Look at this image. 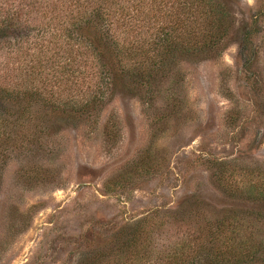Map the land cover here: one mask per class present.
<instances>
[{"label": "rangeland", "instance_id": "1", "mask_svg": "<svg viewBox=\"0 0 264 264\" xmlns=\"http://www.w3.org/2000/svg\"><path fill=\"white\" fill-rule=\"evenodd\" d=\"M232 5L234 27L210 58L181 61L144 87L115 61L103 104L89 116L49 122L50 114L8 129L0 264H165L173 250L206 244L210 223L232 212L250 219L235 243L264 244V216L246 215H264V204L253 209L244 192L264 175V0ZM49 82L60 103L99 81L67 91ZM219 162L228 164L226 184ZM138 222V249L105 259Z\"/></svg>", "mask_w": 264, "mask_h": 264}, {"label": "trees", "instance_id": "2", "mask_svg": "<svg viewBox=\"0 0 264 264\" xmlns=\"http://www.w3.org/2000/svg\"><path fill=\"white\" fill-rule=\"evenodd\" d=\"M232 2L0 0V152L14 142H10L13 133L8 129L22 125L21 121H43L51 114L55 117L51 122L59 113L61 117H77L98 110L103 104L100 94L110 88L117 68L115 61L144 87L173 71L181 61L210 58L220 51L234 27ZM118 30L125 34L123 38ZM91 76L99 82L88 85L90 92L85 91L82 98L72 95L60 103L50 100L55 90L49 81L55 80L63 91L76 90L81 80ZM25 77L31 87H27ZM38 79H44L42 87L35 82ZM41 103V116L37 118L35 107ZM26 139L33 143L29 135ZM6 155L0 153V172L9 160ZM218 165V178L226 184L230 177L228 164ZM258 172L262 170L258 168L251 174ZM256 176L261 178L258 184L244 189L256 203L253 209L264 204V175ZM248 212L246 215L264 216L262 212ZM231 214L210 223L206 244L173 250L165 264H264V244H253L248 238L237 244L233 239L250 219ZM144 227L143 222L134 224L130 233L124 234L126 240L115 255L105 259L120 261L122 254L138 249Z\"/></svg>", "mask_w": 264, "mask_h": 264}]
</instances>
